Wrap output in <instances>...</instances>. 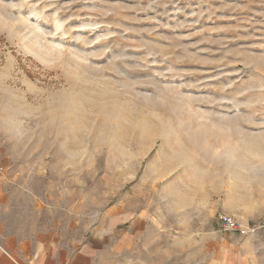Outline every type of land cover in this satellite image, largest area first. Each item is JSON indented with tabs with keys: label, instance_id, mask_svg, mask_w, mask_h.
Here are the masks:
<instances>
[{
	"label": "rangeland",
	"instance_id": "rangeland-1",
	"mask_svg": "<svg viewBox=\"0 0 264 264\" xmlns=\"http://www.w3.org/2000/svg\"><path fill=\"white\" fill-rule=\"evenodd\" d=\"M0 165L116 264H264V0H0Z\"/></svg>",
	"mask_w": 264,
	"mask_h": 264
},
{
	"label": "crops",
	"instance_id": "crops-1",
	"mask_svg": "<svg viewBox=\"0 0 264 264\" xmlns=\"http://www.w3.org/2000/svg\"><path fill=\"white\" fill-rule=\"evenodd\" d=\"M37 215L45 214H0V264H116L113 258L100 257V246L106 243L104 231L97 228L100 231L94 237L74 243L64 237L67 228L36 222ZM165 215L159 214V225H164Z\"/></svg>",
	"mask_w": 264,
	"mask_h": 264
},
{
	"label": "built area",
	"instance_id": "built-area-1",
	"mask_svg": "<svg viewBox=\"0 0 264 264\" xmlns=\"http://www.w3.org/2000/svg\"><path fill=\"white\" fill-rule=\"evenodd\" d=\"M0 169H3V166L0 165ZM222 221V226L225 230H233L238 232H243V226L238 222V220L230 215V214H224L220 217Z\"/></svg>",
	"mask_w": 264,
	"mask_h": 264
}]
</instances>
